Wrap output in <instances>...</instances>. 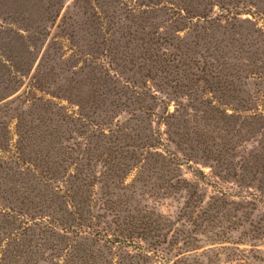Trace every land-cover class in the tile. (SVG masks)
<instances>
[{
    "label": "rangeland",
    "instance_id": "obj_1",
    "mask_svg": "<svg viewBox=\"0 0 264 264\" xmlns=\"http://www.w3.org/2000/svg\"><path fill=\"white\" fill-rule=\"evenodd\" d=\"M0 264H264V0H0Z\"/></svg>",
    "mask_w": 264,
    "mask_h": 264
}]
</instances>
